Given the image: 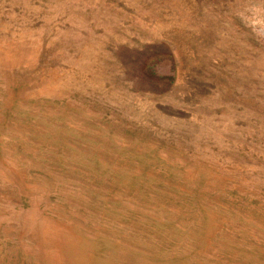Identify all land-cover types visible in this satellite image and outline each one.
I'll list each match as a JSON object with an SVG mask.
<instances>
[{"label":"rangeland","instance_id":"obj_1","mask_svg":"<svg viewBox=\"0 0 264 264\" xmlns=\"http://www.w3.org/2000/svg\"><path fill=\"white\" fill-rule=\"evenodd\" d=\"M0 264H264V0H0Z\"/></svg>","mask_w":264,"mask_h":264}]
</instances>
